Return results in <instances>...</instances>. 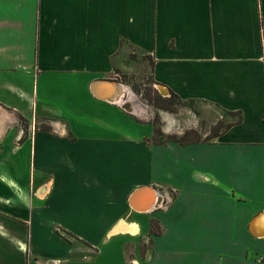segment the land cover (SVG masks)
<instances>
[{
  "label": "crops",
  "instance_id": "1",
  "mask_svg": "<svg viewBox=\"0 0 264 264\" xmlns=\"http://www.w3.org/2000/svg\"><path fill=\"white\" fill-rule=\"evenodd\" d=\"M123 44L242 120L154 143L90 91L120 83ZM139 187L157 206H132ZM263 211L264 0H0V264H264Z\"/></svg>",
  "mask_w": 264,
  "mask_h": 264
},
{
  "label": "rangeland",
  "instance_id": "2",
  "mask_svg": "<svg viewBox=\"0 0 264 264\" xmlns=\"http://www.w3.org/2000/svg\"><path fill=\"white\" fill-rule=\"evenodd\" d=\"M116 58L112 76L127 85L135 99L144 106V112H137L142 115V121L150 123L163 136L181 132L175 134L180 136L189 131V139H208L236 119L235 115L217 104L202 100H179L170 97L171 91L167 89L165 94L161 93L159 88L163 86L157 84L151 74V56L141 50L123 44L122 53ZM165 98H171L170 102L163 101ZM167 127H172L169 133ZM157 189L164 190L162 187ZM165 189L173 191V188ZM141 249L143 252L146 248L143 246Z\"/></svg>",
  "mask_w": 264,
  "mask_h": 264
},
{
  "label": "bare ground",
  "instance_id": "3",
  "mask_svg": "<svg viewBox=\"0 0 264 264\" xmlns=\"http://www.w3.org/2000/svg\"><path fill=\"white\" fill-rule=\"evenodd\" d=\"M93 89L94 92L101 97L115 99L122 102V106L125 109H130V111L133 112L145 111L144 106L135 99L129 87L123 83L118 84L117 82L101 81L94 84ZM159 90L163 94L166 93V90L163 87H160ZM164 116L167 118V115L164 114ZM157 194L149 187H139L130 198V202L135 208L144 211L143 209L156 199ZM250 231L258 237L264 236V212L260 213L250 224Z\"/></svg>",
  "mask_w": 264,
  "mask_h": 264
},
{
  "label": "trees",
  "instance_id": "4",
  "mask_svg": "<svg viewBox=\"0 0 264 264\" xmlns=\"http://www.w3.org/2000/svg\"><path fill=\"white\" fill-rule=\"evenodd\" d=\"M151 65H152V60H151ZM173 96L175 98H178L179 100H183L181 99L178 95H176L174 92L171 91L170 93V97ZM171 98H165L163 99V101H167L170 102ZM188 100H193V99H188ZM231 114L236 116V119H234L232 122L228 123L226 126L223 127L226 128L229 125L233 124V123H239L242 120V114L240 110H235V111H228ZM219 132V130L215 133L212 134L211 137L215 136L217 133ZM188 135H190L189 131L184 132L182 135L178 136L175 134H168L166 136H163L162 132H160L159 130H157L155 127L153 128V133H152V141L154 143H159V144H163V143H168V142H177L181 145H186L190 142H194V141H199L200 139L198 137L189 139ZM210 137V138H211ZM206 140V139H203Z\"/></svg>",
  "mask_w": 264,
  "mask_h": 264
},
{
  "label": "water",
  "instance_id": "5",
  "mask_svg": "<svg viewBox=\"0 0 264 264\" xmlns=\"http://www.w3.org/2000/svg\"><path fill=\"white\" fill-rule=\"evenodd\" d=\"M101 81H106V82H112V81H110V80H105V79H100V80H96V81H93V82H91L90 83V85H89V87H90V91L92 92V94L94 95V96H96V97H98V98H102V99H106V100H109V101H114L115 99H110V98H106V97H101V96H99L98 94H96L95 92H94V89H93V85L94 84H97L98 82H101ZM118 84H121V83H119V82H117ZM124 108V107H123ZM126 110H129L130 111V109H126ZM138 188H136V189H134L133 190V192L131 193V196H130V198L132 197V195L135 193V191L137 190ZM153 190V189H152ZM157 194V193H156ZM160 199V196L157 194V196H156V199L154 200V201H152L151 202V204L149 205V206H147L146 208H144L143 210H148V209H150L154 204H155V202L156 201H158ZM134 207V206H133ZM135 208V207H134ZM136 210H139V209H137V208H135ZM264 212V211H263ZM259 216V214H257L256 216H255V218L256 217H258ZM255 218H253V220L255 219ZM253 220L251 221V223L253 222Z\"/></svg>",
  "mask_w": 264,
  "mask_h": 264
},
{
  "label": "built area",
  "instance_id": "6",
  "mask_svg": "<svg viewBox=\"0 0 264 264\" xmlns=\"http://www.w3.org/2000/svg\"><path fill=\"white\" fill-rule=\"evenodd\" d=\"M160 201H161V199H159L158 201H156L155 204H154L152 207L157 206V204H158Z\"/></svg>",
  "mask_w": 264,
  "mask_h": 264
}]
</instances>
